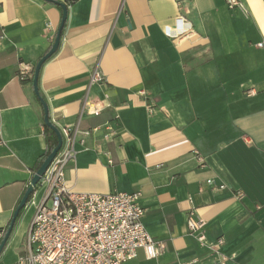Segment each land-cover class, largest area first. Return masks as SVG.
<instances>
[{
    "label": "crops",
    "instance_id": "1",
    "mask_svg": "<svg viewBox=\"0 0 264 264\" xmlns=\"http://www.w3.org/2000/svg\"><path fill=\"white\" fill-rule=\"evenodd\" d=\"M54 1L67 16L38 91L58 131L76 130L66 185L138 192L146 231L166 245L126 264H264V0H239L246 13L225 0ZM61 17L46 0H0V231L46 152L32 77ZM179 17L191 28L169 38ZM96 70L103 81L90 85ZM29 212L0 264L23 254ZM190 212L205 222L204 245Z\"/></svg>",
    "mask_w": 264,
    "mask_h": 264
},
{
    "label": "built area",
    "instance_id": "2",
    "mask_svg": "<svg viewBox=\"0 0 264 264\" xmlns=\"http://www.w3.org/2000/svg\"><path fill=\"white\" fill-rule=\"evenodd\" d=\"M225 2L229 10L237 8L246 13L239 0ZM190 28V24L179 17L173 29L166 27L165 33L169 38H177ZM20 67L21 74H27V66L21 64ZM102 81V74L96 70L90 85ZM100 111L98 107L86 109L93 116ZM59 132L61 147L25 204L24 209L31 208L33 215L23 254L15 264H126L136 259L139 250L146 260L161 256L166 245L154 240L146 231L145 210L139 204L138 192L78 193L66 185L65 169L75 160L72 133L76 130L65 127ZM41 188H44L43 194H40ZM235 197L241 200L244 195L238 192ZM204 226L201 218L195 217L193 212L188 214L186 227L201 245L205 243ZM3 236L4 230L0 231V241ZM222 243L217 240L215 247Z\"/></svg>",
    "mask_w": 264,
    "mask_h": 264
},
{
    "label": "water",
    "instance_id": "3",
    "mask_svg": "<svg viewBox=\"0 0 264 264\" xmlns=\"http://www.w3.org/2000/svg\"><path fill=\"white\" fill-rule=\"evenodd\" d=\"M46 1L58 5L62 11V17H61V22H60V25L57 29L55 40H54L53 44L51 45V47L49 48L47 53L39 59V61L37 62L36 66L34 68L33 77H32V88H33V92H34L35 96L38 98L40 105L42 107L43 123L47 128H49L50 130H52L55 133L56 138H57V145L51 151V153L45 158V160L43 161L41 166L37 169V171L33 175L32 180H31L29 186L27 187L18 207L14 211L13 216H12V218H11V220L7 226V229L4 233V236H3L2 240L0 241V255H1L7 241L9 240V238L13 232V229H14V226H15V223H16V220H17L19 213L24 209L25 204H26L27 200L29 199V196L33 193L34 187L38 184L41 176L45 173L46 169L48 168L49 164L51 163V161L56 156V154L59 151L61 144H62V138H61L60 132L49 120L47 104L41 98V96L39 94L38 77H39V72H40L43 64L56 53V51L59 47L61 33H62L64 24L66 21L67 8L64 4H61V3L56 2L54 0H46Z\"/></svg>",
    "mask_w": 264,
    "mask_h": 264
},
{
    "label": "trees",
    "instance_id": "4",
    "mask_svg": "<svg viewBox=\"0 0 264 264\" xmlns=\"http://www.w3.org/2000/svg\"><path fill=\"white\" fill-rule=\"evenodd\" d=\"M54 5H56V4H54ZM56 6L60 9V7L58 5H56ZM43 127H44L45 146H46V152H45V155H44V158H43V161H44L45 158L51 153V151L57 145V138H56L55 133L52 130H50L49 128H47L44 124H43ZM43 161L41 163H39L38 168L41 166V164L43 163ZM20 215H21V212L19 213L17 219L19 218ZM5 231H6V229L4 230V233H5Z\"/></svg>",
    "mask_w": 264,
    "mask_h": 264
},
{
    "label": "rangeland",
    "instance_id": "5",
    "mask_svg": "<svg viewBox=\"0 0 264 264\" xmlns=\"http://www.w3.org/2000/svg\"><path fill=\"white\" fill-rule=\"evenodd\" d=\"M43 192H44V188H41V189H40V194H43ZM32 215H33V214H32ZM32 215H31V212H29V213H25V216H24V219H23L24 221H23V222L25 223V222L27 221V219L29 218L28 216H32ZM21 231H22V230H21ZM26 231H27V227H26V229H25V232H26Z\"/></svg>",
    "mask_w": 264,
    "mask_h": 264
}]
</instances>
